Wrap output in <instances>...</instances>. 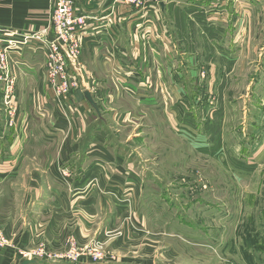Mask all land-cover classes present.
Here are the masks:
<instances>
[{
    "label": "rangeland",
    "instance_id": "374dc122",
    "mask_svg": "<svg viewBox=\"0 0 264 264\" xmlns=\"http://www.w3.org/2000/svg\"><path fill=\"white\" fill-rule=\"evenodd\" d=\"M244 37L239 48L225 51L238 58L234 64L176 65L165 113L151 112V98L130 88L131 97L112 102L125 112L105 114L111 124L94 110L96 145L106 151L89 182L64 169L60 190L32 191L26 208L28 176L17 175V214L30 213L36 223L23 226L17 241L0 230V250L39 264H264V24L254 27L248 47ZM75 75L83 88L80 71ZM26 101L13 76L2 81L0 112L8 126L23 119ZM30 111L29 125L41 119L64 125L46 129L47 136L38 129L40 140L25 149L33 154L55 131L67 133L72 117L65 109L57 116ZM88 198H95V220ZM58 213L63 222H53Z\"/></svg>",
    "mask_w": 264,
    "mask_h": 264
},
{
    "label": "crops",
    "instance_id": "0c3cea01",
    "mask_svg": "<svg viewBox=\"0 0 264 264\" xmlns=\"http://www.w3.org/2000/svg\"><path fill=\"white\" fill-rule=\"evenodd\" d=\"M73 1L88 16L101 20L92 19L85 32L86 40L79 59L82 68L72 59L69 61L72 74L80 71L85 83L83 88L73 89L65 103L56 106L47 84V51L42 42L51 34L50 0H0V42L8 38L19 40L28 35H39L19 46V50L11 55V76L17 81L21 97L27 100L26 109L19 111L23 119L10 127L6 120L8 115L0 112V230L16 241L23 226L36 223V218L30 213L29 217L17 214V175L28 176L23 186L28 195L24 205L30 208L32 191L39 194L47 187L52 192L60 190L57 189V181L62 183L64 169H69L76 180L84 177V183L97 174V158L102 159L106 148L105 145H96L99 137L95 130L98 128L99 131L100 127H96L94 109L85 98L86 91L92 94L99 107V119H106L110 124L111 120L105 114L125 112V106L120 108L119 104L113 105L112 102L121 100L119 97H131L128 88L135 89L139 96L151 98V112L162 110L165 113L170 108L168 98L174 95L170 84L174 83L176 65L214 59L215 65L234 64L238 58L225 51L239 48L241 35L245 36L243 42L248 47L254 27L264 24V0H157L158 5L152 0L153 3L143 9L118 4L117 0ZM44 30H47L46 34L42 33ZM134 70L137 79L130 80ZM3 79L0 72V84ZM77 80L80 83L79 78ZM158 97H162L165 103L159 105ZM63 108L72 117L65 125L67 133L55 131V139L46 140L43 143L45 148H39V153L27 152L26 145L40 140L39 131L47 136L46 129L64 128V125L61 128V125L55 126L41 118L37 124L29 125L30 110H42L49 115L55 112L57 116ZM113 118L115 120V116ZM49 145L57 146L56 150L55 147L49 149ZM27 159L41 165L26 168L27 163L23 162ZM63 164L68 168H62ZM48 172L56 180L52 181ZM98 174L101 175L99 170ZM58 196L54 194L53 199ZM89 198L87 210L95 220V198ZM58 201L62 200L55 202ZM43 211L48 213L46 209ZM63 220L59 213L53 218L56 223ZM43 222L48 224L46 219ZM47 239L53 237L49 235ZM22 261L15 250H0V264H21Z\"/></svg>",
    "mask_w": 264,
    "mask_h": 264
},
{
    "label": "built area",
    "instance_id": "2783aa9c",
    "mask_svg": "<svg viewBox=\"0 0 264 264\" xmlns=\"http://www.w3.org/2000/svg\"><path fill=\"white\" fill-rule=\"evenodd\" d=\"M105 2L106 0H101ZM118 4L131 6L135 9L147 8L153 3L152 0H117ZM152 1V2H151ZM154 4H159L154 0ZM51 34L42 40L46 48V78L47 84L52 92L53 98L58 99L59 105L69 97L72 90L79 88V82L74 74L69 71V61L72 59L76 65L82 68L79 63L83 53L85 32L91 20H101L97 17L88 16L83 9H79L73 0H50ZM116 6V5H115ZM113 10V7L112 9ZM47 30L42 33L46 34ZM39 35L25 36L22 39H10L0 42V72L3 80L11 78V50L18 48L35 39ZM39 39V37H38ZM13 82H10L12 84ZM10 93V92H9ZM65 98V99H64ZM65 108H63L64 110ZM36 257L32 255H24Z\"/></svg>",
    "mask_w": 264,
    "mask_h": 264
},
{
    "label": "water",
    "instance_id": "95a60500",
    "mask_svg": "<svg viewBox=\"0 0 264 264\" xmlns=\"http://www.w3.org/2000/svg\"><path fill=\"white\" fill-rule=\"evenodd\" d=\"M85 98L90 103V105L94 108V110L96 111L97 115L99 117H101V113H100L99 107L96 104L92 94L89 91L85 92ZM36 263H37V261H35V260H25L21 264H36Z\"/></svg>",
    "mask_w": 264,
    "mask_h": 264
}]
</instances>
